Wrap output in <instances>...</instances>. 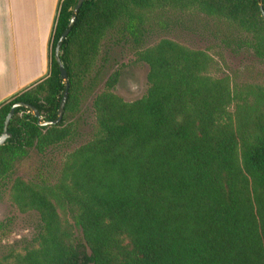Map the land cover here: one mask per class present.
Masks as SVG:
<instances>
[{
  "label": "trees",
  "instance_id": "obj_1",
  "mask_svg": "<svg viewBox=\"0 0 264 264\" xmlns=\"http://www.w3.org/2000/svg\"><path fill=\"white\" fill-rule=\"evenodd\" d=\"M77 0H59L48 44V72L0 103V133L11 105H34L57 117L65 89L54 56ZM264 0H84L60 45L68 76L62 119L43 125L19 106L0 145V195L38 214L35 245L0 264H264V114L234 120L236 93L226 77L207 74L210 55L169 39L139 52L145 93L127 101L114 80L93 98L96 126L68 153L56 183L13 178L34 148L45 154L76 133L83 82L103 36L117 25L139 41L145 13L197 9L247 35L264 58ZM74 119V120H73ZM53 198L74 231L61 224ZM124 239L128 242L124 243Z\"/></svg>",
  "mask_w": 264,
  "mask_h": 264
},
{
  "label": "rangeland",
  "instance_id": "obj_2",
  "mask_svg": "<svg viewBox=\"0 0 264 264\" xmlns=\"http://www.w3.org/2000/svg\"><path fill=\"white\" fill-rule=\"evenodd\" d=\"M144 36L134 41L117 25L101 39L98 54L83 82L79 110L72 117L76 133L45 154L32 148L15 164L13 178L27 183L54 184L62 165L73 149L85 143L96 126L93 98L107 81L114 80L113 91L127 101L141 97L147 88L148 65L139 52L161 39H169L195 50H204L211 57L207 74L226 77L236 93L229 111L234 120L251 125L264 114V58L245 44L247 35L225 19L207 15L197 9L156 8L145 13ZM73 119V120H74ZM61 224L74 231L67 209L54 198ZM39 217L34 210L21 209L12 199L11 182L0 195V260L11 261L35 245L34 236ZM128 240L124 239V243Z\"/></svg>",
  "mask_w": 264,
  "mask_h": 264
},
{
  "label": "crops",
  "instance_id": "obj_3",
  "mask_svg": "<svg viewBox=\"0 0 264 264\" xmlns=\"http://www.w3.org/2000/svg\"><path fill=\"white\" fill-rule=\"evenodd\" d=\"M59 0H0V103L48 72Z\"/></svg>",
  "mask_w": 264,
  "mask_h": 264
},
{
  "label": "water",
  "instance_id": "obj_4",
  "mask_svg": "<svg viewBox=\"0 0 264 264\" xmlns=\"http://www.w3.org/2000/svg\"><path fill=\"white\" fill-rule=\"evenodd\" d=\"M83 1L84 0H77L76 4L73 7L72 15L69 18L67 26L64 29V31L61 33V35H60V37L56 43L55 49H54V56H55V59L57 61L58 67H59L60 76L63 79V81L65 82V89H64V92H63L61 100H60L57 117L53 120L42 121L41 120L42 116H41L39 110L34 105H32L30 103L23 102V101L15 102L11 105V107H10V109H9V111H8L7 115L5 116V119L3 121V129H2V132L0 133V145H2L6 141V139L8 137H10V135H11L8 131V124H9V121L14 114L16 107L22 106V107H25V108H28L29 110H31L33 115L36 117L37 122L39 124H43V125L57 124L62 119L69 84H68V76H67L66 69L64 67L63 62L61 61V58H60V45H61V42L66 38L68 32L70 31L71 25L74 23V21L76 19V13L78 12ZM260 10H261V16L264 19V9H263L262 4H260Z\"/></svg>",
  "mask_w": 264,
  "mask_h": 264
}]
</instances>
